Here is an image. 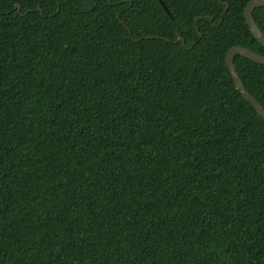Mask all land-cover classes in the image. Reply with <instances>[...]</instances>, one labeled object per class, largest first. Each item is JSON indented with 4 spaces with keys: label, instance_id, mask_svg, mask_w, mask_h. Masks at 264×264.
<instances>
[{
    "label": "trees",
    "instance_id": "1",
    "mask_svg": "<svg viewBox=\"0 0 264 264\" xmlns=\"http://www.w3.org/2000/svg\"><path fill=\"white\" fill-rule=\"evenodd\" d=\"M162 1L0 0V264H264L251 0Z\"/></svg>",
    "mask_w": 264,
    "mask_h": 264
},
{
    "label": "water",
    "instance_id": "2",
    "mask_svg": "<svg viewBox=\"0 0 264 264\" xmlns=\"http://www.w3.org/2000/svg\"><path fill=\"white\" fill-rule=\"evenodd\" d=\"M161 5L164 10L167 12L169 17L174 20V17L166 4L160 0ZM264 7V0H251L244 9V17L246 23L258 43L264 48V32L260 29L258 23L254 18V11L258 8ZM18 8L21 10V5H18ZM229 9V5H226L225 12ZM177 41H182L183 45H186L184 38L178 37ZM240 55L243 58H246L254 63L264 65V55L259 54L249 48L236 45L229 49L226 54V64L231 73L233 81L236 85L237 90L242 94L245 100L250 103L257 113L264 119V106L246 89L239 72L235 65V58Z\"/></svg>",
    "mask_w": 264,
    "mask_h": 264
}]
</instances>
